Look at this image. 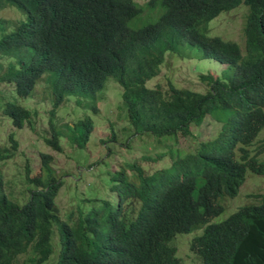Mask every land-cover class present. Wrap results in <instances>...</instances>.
I'll list each match as a JSON object with an SVG mask.
<instances>
[{
    "label": "trees",
    "instance_id": "1",
    "mask_svg": "<svg viewBox=\"0 0 264 264\" xmlns=\"http://www.w3.org/2000/svg\"><path fill=\"white\" fill-rule=\"evenodd\" d=\"M43 1L0 0V10L9 2L26 14L10 30L0 19V83L13 86L12 98L0 97V113L15 127L33 123L38 112L24 101L44 82L53 106L45 142L58 152L65 140L84 148L95 127L85 112H97L110 77L137 133L194 137L206 113L223 125L212 140L171 153L170 165L140 170L136 183L121 177L119 204L78 196L66 218L56 202L65 181L52 172L51 154H42L38 173L27 167L25 201L7 193L0 172V264H46L55 248L56 264H183L170 242L198 228L191 263L264 264V192L230 214L225 202L239 195L248 170L264 174L250 148L264 128V0H46L53 10L34 15ZM242 4L245 52L206 34L208 22ZM186 46L226 70L203 74V92L171 80L167 94L160 84L149 87L169 57L186 56ZM66 101L85 111L72 123L57 119ZM10 138L12 148L0 146V166L15 155L18 141Z\"/></svg>",
    "mask_w": 264,
    "mask_h": 264
},
{
    "label": "rangeland",
    "instance_id": "2",
    "mask_svg": "<svg viewBox=\"0 0 264 264\" xmlns=\"http://www.w3.org/2000/svg\"><path fill=\"white\" fill-rule=\"evenodd\" d=\"M136 1L142 4L148 0ZM244 6L245 4H242L231 11H224L218 17L212 19L206 26V34L208 36H219L225 40L235 41L240 45L241 43L244 45V24L248 13L247 8ZM1 16L7 20L16 21L20 18V13L13 7L7 6L1 12ZM243 51L245 52V49ZM185 52L187 54L185 57H169L168 61L162 66L160 73L148 81V86L156 87L157 84H160L166 91L169 89V81L171 80L180 88L205 91L207 85L200 79V73L211 71L215 75H222L226 70L225 65L214 59H199L200 51L197 48L186 46ZM110 81L116 82L115 80H109L108 82ZM114 82H110L102 94V98L98 103V115L92 114L89 111L85 112L81 109L86 114H90L96 124L95 132L91 135L84 149H79L75 145L72 146L65 140L63 151L58 152L45 142V136L51 134L48 117L53 106L47 96V88L44 82L38 85L32 98L24 101L25 105L38 112V114L33 116V123L31 125L27 123L23 128H17L10 122L7 116L0 113V146L12 148L11 133H14V138L18 141L15 155L0 166V172L2 173L3 181L7 184V190L14 195L16 200H24L26 198L25 195H29V192L26 190L28 186L27 167L30 166L32 168V175L38 173L43 163V153L53 156V160L49 162L52 172L57 177L64 174L66 178L67 182L60 189L56 198L57 204L64 216L72 209H75L79 200L78 196H86L88 199L100 198L101 201L98 204L102 203V199L114 200V195L109 192L107 186L109 184L107 176L110 167L115 166L118 159L125 156L119 153L118 150L109 155L110 150L120 145L121 142L117 140L110 141L108 139H105V143L98 142L101 136L103 138L108 137L111 123L114 124L120 137H124L122 134L123 130L130 126L125 112L118 107L122 103V99L119 96L121 87L116 84L117 82ZM12 88L13 86L0 83V97L6 100L12 98ZM81 110L76 107L75 101H66L59 108L57 119L60 123H72L83 116ZM221 126L222 123L220 121L207 115L203 122L194 129L195 138L180 137L176 143H170L173 144L174 148L189 150L191 147L196 146V143L199 141L212 140L220 131ZM259 136L260 139L251 147L252 151L258 148L260 140H264V129L260 132ZM143 138H145L147 143L152 140L150 136L146 135ZM125 142H128L127 139ZM148 148L154 154L158 151L152 144H149ZM142 153L140 144L136 142L128 158H140ZM259 158L264 161V152L259 155ZM102 159H105V161H102ZM169 161L167 159L156 164H151V166L157 170L166 166L167 164L164 163ZM91 163H94L92 168L89 167ZM247 176L239 195L236 198L226 199L228 214L237 209L238 206L254 201L253 196L255 194L264 192V174L252 172ZM92 205L93 202H89L87 206L91 207ZM198 229H200L198 234H201L203 229ZM185 234L180 233L176 235V237L180 236L176 242L179 253L185 261L187 260L183 264H198L197 261L190 262L195 258L188 244L192 236H181ZM54 242L58 245L59 236L57 233L54 235ZM24 258L25 256L21 258L20 263L24 262ZM49 264L55 263L52 260Z\"/></svg>",
    "mask_w": 264,
    "mask_h": 264
},
{
    "label": "clouds",
    "instance_id": "3",
    "mask_svg": "<svg viewBox=\"0 0 264 264\" xmlns=\"http://www.w3.org/2000/svg\"><path fill=\"white\" fill-rule=\"evenodd\" d=\"M7 6H11V7H13L14 9H16L19 13H20V18L18 19V20H16V21H10V20H7V19H5L3 16H1V12L7 7ZM53 8H54V6L52 5L51 7H50V5L47 3V1L46 0H44L43 1V3H41V5L38 7V11L36 12V11H33V14L34 15H36V16H41V15H43V16H46L48 13H50L52 10H53ZM39 12V13H38ZM38 13V14H37ZM0 19H3L4 21H7V28H8V30H10L11 28H13V27H15V28H17L18 27V23L21 21V20H25L26 19V14L24 13V12H22L21 10H19L15 5H13V4H10L9 2L7 3V4H4L3 5V8H1V10H0ZM241 43V42H240ZM245 44H246V41H245V43H244V45H242V43H241V46H242V48H243V50L245 49L244 47H245ZM187 55V54H186ZM199 59H201L200 58V56L198 57ZM203 59H208L207 57L206 58H203ZM212 59V58H211ZM215 60V59H214ZM219 62V61H218ZM221 64H223V63H221ZM223 65H225V67H227V65L226 64H223ZM208 73H213V72H211V71H209V72H206V73H200V79L202 80V78H201V76L203 75V74H208ZM214 74V73H213ZM109 80H114L112 77H110L109 79H108V81ZM106 82V86H105V88L103 89V91L101 92V94H100V98H99V100H98V102H97V105H98V103H99V101L101 100V98H102V94H103V92L107 89V86H108V84L110 83V82H114V81H110V82ZM173 82V81H172ZM114 83H116V82H114ZM174 83V82H173ZM116 84H118V83H116ZM175 84V83H174ZM204 84H206L205 82H204ZM119 85V84H118ZM176 85V84H175ZM207 85V84H206ZM120 86V85H119ZM177 86V85H176ZM149 87H151V86H149ZM162 88V87H161ZM180 88V87H179ZM163 89V88H162ZM185 89H188V88H185ZM169 90V89H168ZM168 90H164L163 89V91L167 94V91ZM192 90V89H191ZM193 91H199L200 92V90H193ZM203 92V91H202ZM121 98V97H120ZM122 104V103H121ZM120 104V105H121ZM118 107H119V105H118ZM120 109V108H119ZM93 114H95V115H98L99 114V105H98V110H97V112L96 113H93ZM207 115H210L209 113H206V115L205 116H207ZM125 116H126V114H125ZM211 116V115H210ZM127 118V117H126ZM213 119H215L214 117H212ZM128 119V118H127ZM215 120H217V119H215ZM76 121V120H75ZM94 121V120H93ZM129 121V120H128ZM217 121H219V120H217ZM221 123H222V125H223V122L222 121H220ZM95 123V122H94ZM130 123V122H129ZM95 129H96V124H95V127H94V130H93V132H92V134L95 132ZM221 129H222V126H221ZM221 129H220V131H221ZM264 129V128H263ZM262 129V130H263ZM261 130V131H262ZM260 131V132H261ZM260 132H259V134H260ZM91 134V135H92ZM123 136L124 137H120V135L117 133V130L115 129V127H114V124L113 123H111L110 124V133H109V135H108V137L107 138H103L102 136L99 138V140H98V142H100V143H105V139H108V140H110V141H119V142H121L120 143V145H117V146H115V147H113V149H111L110 150V152H109V155H111V154H113L116 150H118V152L119 153H122L125 157L124 158H119L118 159V161L116 162V165L115 166H112V167H110V169H109V172H108V176H107V179L109 180V184H107V186H108V189H109V192L111 193V194H113L114 195V200L113 201H110L111 203H114V204H119L120 203V198H119V189L120 188H122V185H121V177L125 180V182L127 183V177L131 180V181H134L135 183L138 181V175L140 174V170H143L146 174H152V173H154L155 171H157V170H155L154 168H152V166H151V164H156V163H159V162H161V161H165V160H167V159H169L170 161L169 162H167V163H164V164H169L170 162H171V153H173L174 155H177L178 153H181L183 150H185L184 148H174V146H173V144H171L170 142H172V143H176L177 141H178V139L180 138V137H184V138H186L185 136H182V135H179V137L177 138V140L176 139H172V140H167V139H165V138H162V137H158V136H156V134H154V133H152V131H150V132H143V133H140V132H136L135 131V129H134V127H132L131 126V123H130V126L129 127H127V128H125L124 130H123ZM259 134L257 135V137H256V139H255V142L257 141V140H259L260 138V136H259ZM150 136L151 138H152V140L149 142V143H147L146 141H145V138H143V136ZM259 136V137H258ZM91 137V136H90ZM187 138H189V137H187ZM126 139H127V143L125 142L126 141ZM90 140V139H89ZM89 142V141H88ZM136 142H138L139 144H140V147L142 148V155H141V157L140 158H128V155H131L130 154V152L134 149V144L136 143ZM260 142V144H259V146H258V148L257 149H255V151H252L253 152V155H257L258 156V159H259V161H261V162H264L263 160H261L260 158H259V155L260 154H262L263 152H264V140H260L259 141ZM88 144V143H87ZM149 144H152L153 146H154V148L155 149H158V151H156V153L154 154V153H151L150 152V150H149V148H148V145ZM254 144H256V143H254ZM254 144L251 146V147H253L254 146ZM75 146H77V148H79L78 147V145H75ZM87 146V145H86ZM86 146L84 147V148H86ZM250 147V148H251ZM84 148H82V149H84ZM261 148V149H260ZM79 149H81V148H79ZM260 149V150H259ZM173 150V151H172ZM181 151V152H180ZM161 153H166V154H163V155H161ZM102 161H105V159H102ZM100 162V161H99ZM94 165V163H91V164H89V167L90 168H92V166ZM170 165V164H169ZM166 166H168V165H166ZM160 169V168H159ZM250 171V172H249ZM249 172V173H248ZM248 172H247V174H246V178L248 177L247 175L248 174H250V173H252V171L251 170H248ZM256 174H260V173H256ZM79 175V174H78ZM72 176V175H71ZM71 176H70V178H71ZM58 178H62V179H64V181H65V184H66V178H65V176H64V174L62 175V176H60V177H58ZM245 183V182H244ZM243 183V184H244ZM64 184V185H65ZM7 185V184H6ZM63 185V186H64ZM62 186V187H63ZM243 186V185H242ZM241 186V187H242ZM61 187V188H62ZM111 187H114V190H112V188ZM60 188V189H61ZM117 188V191L115 190ZM27 190V189H26ZM6 191H7V193H9V191L7 190V187H6ZM60 191V190H59ZM27 192H29V191H27ZM30 193V192H29ZM119 193V194H118ZM10 194H11V196H13L14 197V195L10 192ZM59 194V193H58ZM24 195H25V193H24ZM29 196V195H28ZM28 196H26L25 195V199L24 200H21V201H25V200H27L28 199ZM84 197H86V196H84ZM81 198V197H80ZM80 198H78V199H80ZM87 198V197H86ZM15 199V198H14ZM92 199H95V198H92ZM100 199V198H99ZM103 200H105V199H102V201ZM106 201H109V200H106ZM57 202V201H56ZM58 205V204H57ZM59 207V206H58ZM60 209V208H59ZM61 211V210H60ZM61 214H62V216L64 217V218H66L65 216H64V214L61 212ZM200 232V229H195V230H193V231H191V233L189 232L188 234L186 233H183V234H185V235H181V236H192V237H190V239H189V241H188V244H189V248H190V250H191V243H192V241H193V239H194V237H196V236H198V233ZM178 234H180V233H178ZM177 235V234H176ZM176 235H174V237H173V239L171 240V242H170V244L171 245H173L175 248H176V254H177V256L178 257H180V258H182V259H184L183 258V256L182 255H180V253H179V250H178V248H177V246H176V242H177V240H178V238L180 237V236H178V237H176ZM59 236V235H58ZM59 243V242H58ZM57 247H58V245H57ZM60 248H55V254L52 256V258H51V261L53 260L54 261V259L58 256L57 255V251L59 250ZM191 252H192V250H191ZM193 253V252H192ZM193 255H194V253H193ZM194 257L196 258V256L194 255ZM51 261H49V262H51ZM198 261V260H197ZM49 262H47L46 264H49ZM54 263L56 264V262L54 261Z\"/></svg>",
    "mask_w": 264,
    "mask_h": 264
}]
</instances>
